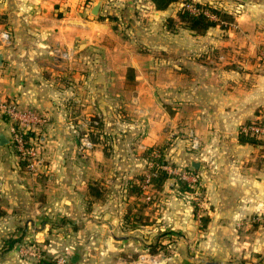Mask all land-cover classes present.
Here are the masks:
<instances>
[{"label":"crops","instance_id":"0c3cea01","mask_svg":"<svg viewBox=\"0 0 264 264\" xmlns=\"http://www.w3.org/2000/svg\"><path fill=\"white\" fill-rule=\"evenodd\" d=\"M98 1L102 4L94 15ZM198 1L226 6L235 16L231 27L217 26L207 34L212 29H227L247 39L203 43V57L197 59L188 47L183 69L174 64L175 59L168 60L172 67L167 69L168 80L176 73L184 81L187 78L190 84L181 88L184 92L188 88L199 99L195 109L182 111L188 115L185 124L195 127L200 143L199 159H191L187 145L185 161L199 163L194 173L205 186L215 223L232 226L233 237L240 240L241 226H252L256 219L264 222V137L250 139L244 130L246 124L264 120V0ZM137 2L145 3V12L153 20L170 16V8L157 11L148 0H0V39L6 30L12 34L11 45L0 48L4 57L0 95L46 117L45 123L31 131L30 147L42 151L32 171L12 143L8 119L0 116V137L4 138L0 141V243H7L6 253L15 259H20V243L29 241L45 243L41 246L48 254L68 251L71 258L77 241L99 239L97 231L83 235L75 229L86 218L91 227H99L98 212L107 218L103 226L109 228L103 239L130 238L115 235L126 213V156L107 154L109 141L104 138L99 139L102 145L94 141L93 149L80 154L78 140L85 122L96 126L100 121L101 133L118 122L117 129L124 132V115L117 110L121 99L152 98L139 83H154L159 61L151 66L150 74L142 72L138 61L113 63L115 48L107 37L111 27L108 19L100 20L107 9L120 19L118 10ZM167 48L173 51L175 47L169 44ZM224 51H231L230 59ZM128 68L135 70L133 89L129 88ZM192 82L199 83L194 95ZM160 113L158 106L152 113V142L162 138L155 126H160ZM172 117L170 124L175 127L176 116ZM181 143L187 144L186 140ZM94 195H103L104 203L97 204ZM85 201L90 203L87 208L81 205ZM263 235L260 227L249 241ZM55 241L56 247H48ZM64 241L72 244L61 247L58 242ZM254 247L253 252L260 254L264 242ZM11 264L30 263L18 260Z\"/></svg>","mask_w":264,"mask_h":264},{"label":"rangeland","instance_id":"374dc122","mask_svg":"<svg viewBox=\"0 0 264 264\" xmlns=\"http://www.w3.org/2000/svg\"><path fill=\"white\" fill-rule=\"evenodd\" d=\"M192 1L217 6L228 12L230 10L226 6L215 5L207 1ZM128 6H123L122 13L118 10L120 19L116 18L115 12L111 13V10L107 9L100 20L108 19L111 27L108 34L110 36L107 37L115 48L111 59L113 63L126 61L132 65L138 61L142 65V72L150 74L151 66L159 61L158 72L153 71L154 83L152 81L139 83L144 90L152 94V98L146 97L141 101L130 97L121 99L122 106L120 108L117 106V110L121 111L122 116L124 115L121 119V124L126 125L124 132L117 129L118 122L117 126L113 123L102 133L99 131L101 127L96 132H94L96 129L90 131V126L85 122L83 128L79 130L78 151L80 154L88 153L94 148V141H101L102 145L104 141L99 139H107L109 141L108 146H105L107 154L119 153L126 156L124 166L127 169V187L132 182L136 183V177H143L141 180L138 179L137 184L141 189L140 193L131 194V196L127 194L125 217L121 227L120 225L115 227V235L129 236L132 239L129 240V238L127 241L103 239L108 234L109 228L103 226L107 218H104L103 213L98 212L97 219L101 224L96 229L88 224L89 219L87 218L84 224L75 227L76 231L83 235H92L96 231L99 234L97 240L88 237L75 243L74 254L79 257L77 264H264V249L260 254L253 252L255 243L264 242V235L259 240L252 237L249 241V237L255 234L256 229L264 228L262 220L256 219L252 226H241L239 228L240 240H235L233 237L232 226L215 223L214 216L212 217L213 210L208 205L205 186L196 178L189 161H185L187 145L191 159H199L200 144L196 149L192 147L191 133L199 137L194 126L185 124L188 115L183 114L182 111L191 107L195 109V103L199 99L191 96L188 88L185 92L181 88L190 84L187 78L184 81L176 73L173 80L169 81L167 73V69L172 68L168 65V60L171 63V59H175L174 64L183 69V60L187 57L185 49L188 47L193 49L191 57L197 59L203 43L211 40L225 43L243 42L247 36L242 35L240 38L238 34L229 29V31L212 29L209 34L195 36L177 23L167 33L165 15H161L158 20H153L145 12V3L137 2L133 6L130 5V8ZM181 6H183L182 1L172 6L169 9L170 16H175L176 10ZM189 8L193 12L197 11L193 5H189ZM230 25L228 27H231ZM169 44L174 45L173 51L167 48ZM224 52V54H229L227 58L230 59L231 51ZM200 57H203V54ZM155 73L158 78H155ZM191 85L193 86L191 94L194 95L196 94L194 87H198L199 83L192 82ZM152 89L155 90L154 93ZM157 106L161 110L157 119L160 126L157 124L155 126L162 138L159 142H152L151 134L154 129L152 113L156 111ZM79 109L83 108L80 106ZM174 112H179V114L174 115ZM172 116H176L175 127L170 124ZM96 125L99 127L101 122L99 121ZM173 133L175 138L172 136ZM185 140L187 144L181 143ZM87 142L91 144L90 147ZM153 147L157 150L152 155L149 149ZM41 157L42 151H39V157L36 160L39 161ZM158 170L165 171L169 176L163 182L161 190L157 189L152 179ZM180 181L194 186V192H181L178 186ZM135 185L133 184V188ZM94 196L97 204L99 201L104 203L103 195ZM89 204L85 201L81 205L87 208ZM204 218H208L205 226H203ZM67 228L71 229V227ZM70 242L58 243L62 247L63 244H72ZM56 243L57 241L49 242L48 247H56ZM42 244L45 243L36 241L20 243L18 248L20 259H15L6 253L7 243L1 242L0 264H11V261L17 262L18 260H26L30 264H56L57 255L55 254L42 252L41 257L31 254V249H43ZM25 247L29 252L26 255L21 253Z\"/></svg>","mask_w":264,"mask_h":264},{"label":"trees","instance_id":"16d2710c","mask_svg":"<svg viewBox=\"0 0 264 264\" xmlns=\"http://www.w3.org/2000/svg\"><path fill=\"white\" fill-rule=\"evenodd\" d=\"M148 1L152 3L154 9L157 11H165L171 8L173 5L179 3V1L183 2V6H181L178 10H176L175 16H170L166 18L165 25L168 30H171L174 27V25H176L177 23L195 36H204L208 33V31L211 28L219 26L220 28L225 29L226 27H228V25L232 24L235 21V16L232 13L210 4L193 2L192 0H148ZM189 5H193L197 9V11L196 12L191 11ZM127 73L129 78V86H130L129 88L133 89L135 84L134 81L135 70L133 68H128ZM1 118H6V117H1ZM255 122L264 126V120L255 121ZM251 123L246 124V126L250 125ZM97 126L98 125L95 126L93 124L90 125L91 128L92 127L94 128L92 131H94L95 129H99L100 126L99 127ZM245 132L250 139L253 140L261 139L260 136H255L248 131ZM92 134H94V132H92ZM33 135L34 134L31 133L30 131L25 133L24 135V138L27 142V145H29V147L32 145V143L29 142V140H31L30 138H32ZM261 140H263L264 142V139ZM149 150L151 151L152 154V153H156L157 149L153 147ZM168 178L169 176L165 171L158 170L152 179H153V183L156 184L157 189L161 190L163 186V182ZM138 179L141 180L143 179V177L142 176L136 177L135 179L136 183L132 182L127 187L130 196L131 194L138 195V193H140L141 191V189L137 186ZM133 184L134 185L136 184L134 188H133ZM179 184H180L178 185L179 190L183 193H192L195 190L193 189L194 186L189 185L185 182L180 181ZM207 221L208 218H204L203 226L206 225ZM10 248H11V244H10Z\"/></svg>","mask_w":264,"mask_h":264},{"label":"built area","instance_id":"2783aa9c","mask_svg":"<svg viewBox=\"0 0 264 264\" xmlns=\"http://www.w3.org/2000/svg\"><path fill=\"white\" fill-rule=\"evenodd\" d=\"M196 12V11H194ZM12 42V34L9 30H6L1 33L0 39V48L5 49L10 46ZM67 54H64L66 56ZM1 67H0V75H1ZM0 116L6 117L10 123V134L12 137V143L16 151L19 153L21 158L26 161L27 167L34 171L36 168L38 161L36 160L39 157V152L36 148L29 147L24 138L25 133L34 131L38 125H41L46 122V117L40 113L37 109L34 108H24L21 109L18 107L16 103L13 101L7 100L0 95ZM245 131L250 132L255 136L264 137V126L252 122L250 125L244 127ZM193 148L196 149L199 146L198 138L191 133ZM88 143V142H87ZM90 147L91 144L88 143ZM24 247V246H23ZM26 249V250H25ZM32 255L36 257H41L43 249H31ZM21 253L24 255L28 254V248L25 247L21 250ZM56 264H68L70 263V254L68 251L59 253L56 256Z\"/></svg>","mask_w":264,"mask_h":264},{"label":"water","instance_id":"95a60500","mask_svg":"<svg viewBox=\"0 0 264 264\" xmlns=\"http://www.w3.org/2000/svg\"><path fill=\"white\" fill-rule=\"evenodd\" d=\"M101 4L102 2L101 1H98L96 3V5L93 7V14L94 15H98L99 13V9L101 7ZM3 63H4V57H3V54L0 53V67L3 66ZM0 141L1 142H4V138L3 136L0 137ZM192 167L195 168V169H198L199 168V163H192ZM78 260H79V257L76 256V255H73L71 258H70V264H77L78 263Z\"/></svg>","mask_w":264,"mask_h":264}]
</instances>
